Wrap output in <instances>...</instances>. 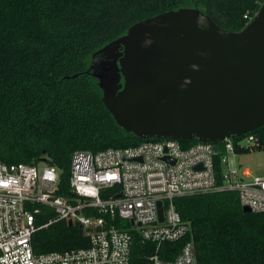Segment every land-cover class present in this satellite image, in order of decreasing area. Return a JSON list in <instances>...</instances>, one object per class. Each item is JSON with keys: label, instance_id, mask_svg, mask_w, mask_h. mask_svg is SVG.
<instances>
[{"label": "trees", "instance_id": "obj_1", "mask_svg": "<svg viewBox=\"0 0 264 264\" xmlns=\"http://www.w3.org/2000/svg\"><path fill=\"white\" fill-rule=\"evenodd\" d=\"M261 2L0 0V161L36 166L45 162L56 167V194L74 199L70 175L76 151L96 153L164 139L135 136L117 123L102 100L100 78L91 68L95 58H105L96 52L137 21L181 7H198L221 27L240 31ZM249 133L264 145V126L245 134ZM178 140L185 148L200 142L196 137ZM220 157L215 155L218 172L222 171ZM118 191L119 187H113L102 191V196ZM173 202L190 232L180 240L163 243L162 258L174 259L191 241L198 264H264V212H245L237 191L195 193L175 197ZM40 206L43 213L38 225L55 217L51 208ZM116 225L131 228L127 220L117 219ZM131 231V264H152L155 244ZM89 244L84 230L64 219L38 229L32 239L36 254Z\"/></svg>", "mask_w": 264, "mask_h": 264}, {"label": "built area", "instance_id": "obj_2", "mask_svg": "<svg viewBox=\"0 0 264 264\" xmlns=\"http://www.w3.org/2000/svg\"><path fill=\"white\" fill-rule=\"evenodd\" d=\"M242 135L200 141L187 148L178 139L164 138L96 153L76 151L70 175L74 199L56 194V167L45 162L36 166L0 161V264H131V229L155 244L152 264H198L191 241L174 259H164L159 253L163 243L180 240L190 232L175 207V197L232 190L238 192L243 207L264 212V175L252 176L239 164L240 154L264 151V145L253 133ZM216 154H221V172L216 170ZM113 187L119 191L102 196V191ZM40 205L55 212L42 225L37 224L43 213ZM61 219L78 224L89 237V246L36 254L34 233ZM117 219L129 221L131 228L117 226Z\"/></svg>", "mask_w": 264, "mask_h": 264}, {"label": "water", "instance_id": "obj_3", "mask_svg": "<svg viewBox=\"0 0 264 264\" xmlns=\"http://www.w3.org/2000/svg\"><path fill=\"white\" fill-rule=\"evenodd\" d=\"M96 53L105 55L91 65L102 100L135 136L216 142L264 126V0L240 31L181 7L137 21ZM158 209L163 220L162 201Z\"/></svg>", "mask_w": 264, "mask_h": 264}, {"label": "rangeland", "instance_id": "obj_4", "mask_svg": "<svg viewBox=\"0 0 264 264\" xmlns=\"http://www.w3.org/2000/svg\"><path fill=\"white\" fill-rule=\"evenodd\" d=\"M239 164L243 165L244 170L250 171L252 176L264 175V151L260 150L240 154Z\"/></svg>", "mask_w": 264, "mask_h": 264}]
</instances>
